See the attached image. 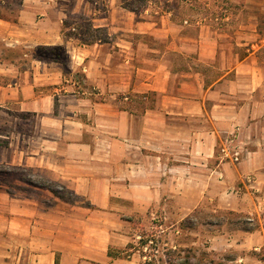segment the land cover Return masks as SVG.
<instances>
[{
	"label": "crops",
	"instance_id": "0c3cea01",
	"mask_svg": "<svg viewBox=\"0 0 264 264\" xmlns=\"http://www.w3.org/2000/svg\"><path fill=\"white\" fill-rule=\"evenodd\" d=\"M193 3L158 12L132 9L128 0L24 2L8 27L12 44L59 47L65 62L34 58L12 83L0 84V166L40 173L93 203L110 199L116 183L138 184L148 198L162 197L171 182L167 197L181 199V182H200L215 209L264 217L260 20L254 17L255 41H246L241 20L228 34L227 16L218 28L206 16H181ZM227 38L251 48L239 57ZM190 59L219 76L208 81ZM221 143L239 148L240 160L218 153ZM30 186L0 187V264L117 263L107 243H70L84 225L77 206L56 190ZM137 193L127 188L126 197ZM239 232L238 246L264 247V226Z\"/></svg>",
	"mask_w": 264,
	"mask_h": 264
},
{
	"label": "rangeland",
	"instance_id": "374dc122",
	"mask_svg": "<svg viewBox=\"0 0 264 264\" xmlns=\"http://www.w3.org/2000/svg\"><path fill=\"white\" fill-rule=\"evenodd\" d=\"M186 1L194 3L190 9H181V16L186 15L193 19L206 16L211 18L208 21L215 28L220 27L223 18L227 16L230 24L224 26V31L228 34H233L239 29L238 21L241 20L244 27L239 29L238 34L247 37L246 41H255L253 21L257 16L260 20L257 31L264 38V10L257 9L262 7L260 4L264 0ZM24 2L28 0H0V84L12 83V74H15L18 68L21 71L29 69L34 58L44 61L55 58L65 62L64 53L59 47L35 49L18 43L12 44L11 29L8 31V27L17 21V15ZM181 2L182 0H128L132 9L158 12L173 9ZM82 27L84 31L89 30L86 24ZM229 40L231 38L226 39L227 49L239 53V57L246 53L247 48H251V45H236ZM259 55L264 59V47ZM234 59L233 54L228 56L230 66ZM190 60L192 65L206 71L208 81H213L219 76L217 68H206L195 60ZM181 64L183 65L184 61H181ZM229 77L233 78V74ZM9 107L10 109L5 110H12V106ZM5 124L7 131L12 124L8 121H5ZM235 142L236 140H233V143ZM222 146L223 143L218 145V153L221 152ZM32 172L2 165L0 187L19 191L29 190L32 188L30 185H35L56 190L69 203L77 206L75 210H78L79 217L81 215L85 218L84 225L78 229L77 238H70V243L86 246L88 242H93L98 249L107 243L109 250L111 248L113 254L117 255L112 258L117 260L116 264H264V247L260 250L243 249L237 245L235 239L242 236L240 229H262L264 217L215 209L214 203L203 197L204 185L200 182H181V189L185 190L181 199L167 197L172 189L171 182L165 183L167 191H162V197H157L160 193L156 192V197L150 193L148 198L144 197V192H140L138 184L129 187V183H116L111 186L110 199H96L93 203L92 200L74 195L70 190L58 189L56 183L48 182L44 177L36 175L40 173ZM32 174H35V177ZM152 185L160 186L157 183ZM127 188L138 191L139 197H126ZM189 206L191 210L188 209ZM255 258L263 262L256 263ZM82 259L85 262L80 264H108L96 263L87 257Z\"/></svg>",
	"mask_w": 264,
	"mask_h": 264
},
{
	"label": "built area",
	"instance_id": "2783aa9c",
	"mask_svg": "<svg viewBox=\"0 0 264 264\" xmlns=\"http://www.w3.org/2000/svg\"><path fill=\"white\" fill-rule=\"evenodd\" d=\"M221 153L223 154L225 158L227 157L228 159H231L233 161L240 160L241 151L236 146L233 148H230L229 146H223L221 149Z\"/></svg>",
	"mask_w": 264,
	"mask_h": 264
},
{
	"label": "trees",
	"instance_id": "16d2710c",
	"mask_svg": "<svg viewBox=\"0 0 264 264\" xmlns=\"http://www.w3.org/2000/svg\"><path fill=\"white\" fill-rule=\"evenodd\" d=\"M55 193H58L57 191H54ZM59 195H61V194H59ZM60 197H62L63 198V196L61 195ZM108 255L111 257V258H115L117 255L115 254H113V252L111 251V248H110V250H109V252H108Z\"/></svg>",
	"mask_w": 264,
	"mask_h": 264
}]
</instances>
